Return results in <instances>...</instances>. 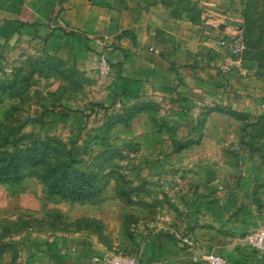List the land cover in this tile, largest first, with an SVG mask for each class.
Wrapping results in <instances>:
<instances>
[{
	"label": "rangeland",
	"instance_id": "rangeland-1",
	"mask_svg": "<svg viewBox=\"0 0 264 264\" xmlns=\"http://www.w3.org/2000/svg\"><path fill=\"white\" fill-rule=\"evenodd\" d=\"M138 4L159 6L170 18L204 26L197 33L216 41L222 62L227 60L248 89L253 85L249 77L254 70L242 60L229 65L231 57L219 46L226 35L209 21L256 27L264 0ZM248 37L263 47L248 54L256 62L254 74L264 72V32ZM14 38L8 45L0 36V133L22 125L29 142L50 147L49 163L71 150L81 159L79 169L102 167L110 175L103 191L84 201L51 194L36 177L0 184V264H59L60 257L85 247L91 253L133 257L140 264L151 252L161 256L177 248L194 262V242L190 246L183 238L210 221H217L223 234L208 239L202 252L229 258L247 252L246 234L264 229L259 174L264 166V89L230 106L170 107L147 93L139 99L127 94L110 82V75L100 77L95 65H68L47 53L43 43ZM259 78L255 85L264 86V75ZM260 261L244 258L247 264Z\"/></svg>",
	"mask_w": 264,
	"mask_h": 264
},
{
	"label": "crops",
	"instance_id": "crops-1",
	"mask_svg": "<svg viewBox=\"0 0 264 264\" xmlns=\"http://www.w3.org/2000/svg\"><path fill=\"white\" fill-rule=\"evenodd\" d=\"M139 1L0 0V36L8 45L17 35L27 36L43 43L51 56L83 69L93 68L97 57L105 56L113 63L111 83L138 99L147 93L152 101L164 100L170 107L230 106L239 98L252 100L258 89H264L255 85L262 79L254 74L256 62L251 56L245 53L242 58L254 70L249 91L247 82L228 69L227 60L222 62L216 41L197 33L204 26L170 18L159 6L140 7ZM209 23L221 36L241 34L242 29L231 23ZM217 224H200L189 233L194 255L204 253L203 244L222 233ZM76 249L65 259L60 257L59 264H101L102 253ZM246 249L230 258L223 255L228 264H247L244 258L260 260L254 250L247 245ZM173 250L161 256L151 252L143 257V264H202L188 261L180 249Z\"/></svg>",
	"mask_w": 264,
	"mask_h": 264
},
{
	"label": "trees",
	"instance_id": "trees-1",
	"mask_svg": "<svg viewBox=\"0 0 264 264\" xmlns=\"http://www.w3.org/2000/svg\"><path fill=\"white\" fill-rule=\"evenodd\" d=\"M258 25L257 28L253 26L249 28L246 24L241 30L245 44L241 60L244 59L245 53L249 54L263 48L261 44L253 45L252 38L248 36L264 32V13ZM254 40H258V37H254ZM256 73L264 75L261 70H257ZM96 105L102 107L101 104ZM21 127L22 125L10 126L0 133V184H17L30 177H36L51 194L77 201L93 199L103 191L110 172H105L102 167L92 171L79 169L81 159L71 150L67 152L65 158L49 163L46 151L50 147L29 142ZM123 193L124 196H128L126 191ZM186 235L189 236V233Z\"/></svg>",
	"mask_w": 264,
	"mask_h": 264
},
{
	"label": "built area",
	"instance_id": "built-area-1",
	"mask_svg": "<svg viewBox=\"0 0 264 264\" xmlns=\"http://www.w3.org/2000/svg\"><path fill=\"white\" fill-rule=\"evenodd\" d=\"M219 46L231 57L229 65L240 64L245 44L239 34L222 37ZM111 69V64L105 56H100L97 59L95 70L100 77L107 78L111 73ZM183 241L190 246L193 244L189 236H185ZM244 241L248 247L259 255L260 260L264 263V229L250 231L246 234ZM192 259L194 262L202 264H228V258L217 252L193 255ZM99 262L101 264H140L133 257L123 256L111 251H104L99 257Z\"/></svg>",
	"mask_w": 264,
	"mask_h": 264
}]
</instances>
